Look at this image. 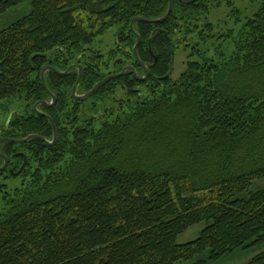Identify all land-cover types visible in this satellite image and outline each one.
<instances>
[{"label":"trees","instance_id":"16d2710c","mask_svg":"<svg viewBox=\"0 0 264 264\" xmlns=\"http://www.w3.org/2000/svg\"><path fill=\"white\" fill-rule=\"evenodd\" d=\"M173 1L163 23L134 24L148 78L124 72L80 101L72 94L80 64L77 94L125 64L146 74L130 23L163 17L170 0H0V15L31 3L0 30V114L21 106L0 138L51 142L44 114L58 130L54 144L0 143L9 157L0 264H207L250 246L263 250L246 264H264V0ZM112 27L114 45L85 59ZM167 36L174 58L186 53L175 78L165 77ZM51 94L54 104L41 103ZM19 152L28 162L13 176ZM199 223L193 241L178 242Z\"/></svg>","mask_w":264,"mask_h":264},{"label":"rangeland","instance_id":"374dc122","mask_svg":"<svg viewBox=\"0 0 264 264\" xmlns=\"http://www.w3.org/2000/svg\"><path fill=\"white\" fill-rule=\"evenodd\" d=\"M247 4V3H245ZM31 12V3L26 2L22 5L15 6L12 9L8 10L6 13L0 15V30L15 22L16 20L22 18L23 16L28 15ZM227 12V8L224 6L219 10H215L211 15V19L216 21L218 18L223 17ZM117 28L112 27L100 35L96 41L94 48L98 49L100 52L106 53L115 42V33ZM174 70L172 76L177 77L185 68L186 61V53L183 52L182 49H177L175 52L174 58ZM80 95V94H79ZM18 104V103H17ZM19 105V104H18ZM7 107L3 108L0 114V124H5L9 115L13 110H21V106H16L15 104L6 105ZM205 223H199L191 226L185 232L179 235L178 242L179 243H187L193 241L203 229ZM263 250V247L260 246H250L246 249L235 251L231 253L227 257L216 261L210 262L207 264H246L249 260H251L256 254Z\"/></svg>","mask_w":264,"mask_h":264},{"label":"water","instance_id":"95a60500","mask_svg":"<svg viewBox=\"0 0 264 264\" xmlns=\"http://www.w3.org/2000/svg\"><path fill=\"white\" fill-rule=\"evenodd\" d=\"M184 3H192V2H196L198 0H182ZM173 6H174V1L173 0H170V3H169V7H168V10H167V13L163 16V17H160V18H157V19H146L144 17H135L132 19L131 23H130V28L133 32H135L134 30V24L135 22L137 21H146V22H150V23H163L169 16H170V13L172 12V9H173ZM136 33V32H135ZM137 41H136V44L134 45V48H133V51H134V54H135V57H136V60L139 64H141L145 71H146V74L141 77V76H137L138 79L140 80H145L146 78H148L149 76V69L147 67V65L145 63H143L138 55H137V48H138V45L141 41V37L139 36V34H137ZM167 39L169 40V37L167 36ZM169 54H170V69L168 71V73L166 74L165 77H169L171 76L172 72H173V69H174V58H173V55H172V44L169 40ZM49 60L51 59V56L49 55L48 56ZM72 68V66H70L66 71L64 72H58L59 74L61 75H65L67 74V72ZM78 68H79V75H78V79H77V82L75 83L74 87H73V90H72V94H73V97L77 100H80V101H85L87 100L102 84H104L105 82H107L108 80L112 79V78H116L120 75H122L126 69H131V70H134L133 66H127L123 71L119 72V73H115V74H111V75H108L107 77H105L104 79L100 80L99 82H97L94 87L87 93L85 94H82V95H77L76 91H77V87H78V84L81 80V77H82V74H83V65H78ZM49 69H53V67L51 65H46L43 70H42V73H41V79H42V83L45 87V89L49 92V89L45 83V72ZM52 97H53V102L52 103H48L46 100H43L41 101V103H44V104H47L48 106L54 104L56 102V97L51 94ZM37 105L38 104H35V109H37ZM39 112V110H37ZM44 114V113H43ZM52 123L53 127H54V138L53 140L50 142L48 141L45 137L39 135V134H30L28 135L27 137L23 138V139H12V138H6V137H3V138H0V143L1 142H12V143H24V142H27L31 139H34V138H37V139H41V140H44L45 142L49 143V144H54L56 143L57 139H58V130L55 126V123H54V120L52 119L51 116L47 115V114H44ZM0 155L3 157L4 159V164L2 167H0V172L2 170H4L6 167H7V164L9 162V157L7 155H4L2 153H0ZM13 157H16V156H22L24 161L20 167V169L18 171H14L13 169H11V173L13 176H19L22 171L24 170V168L26 167L27 165V162H28V156L23 153V152H19V153H16L14 155H12Z\"/></svg>","mask_w":264,"mask_h":264},{"label":"flooded vegetation","instance_id":"af4514ba","mask_svg":"<svg viewBox=\"0 0 264 264\" xmlns=\"http://www.w3.org/2000/svg\"><path fill=\"white\" fill-rule=\"evenodd\" d=\"M134 48V47H133ZM134 52V51H133ZM173 52V51H172ZM97 53H99V54H101V52L98 50V49H96V48H94V49H89L86 53H83L82 55L84 56V58L85 59H87L88 58V55H90L91 57H94V58H98L97 57ZM135 55V54H134ZM136 58V57H135ZM174 58V57H173ZM120 58H117L116 59V62H117V60H119ZM137 61V60H136ZM138 63V62H137ZM139 64V63H138ZM174 64H175V61H174ZM139 65H141V64H139ZM127 66H132V65H129V64H125L123 67H122V70L121 71H123ZM133 68H134V70H131V69H126L125 70V72H128V71H131V72H133V76L136 78V79H138L137 78V76H136V74L138 75V76H141V77H143L144 75H141L140 74V68L139 67H137V66H133ZM120 71V72H121ZM173 73V72H172ZM138 80H140V79H138ZM80 95H82V94H80ZM23 163V162H22ZM8 165V164H7ZM8 168V167H7ZM5 170V169H4ZM9 170H10V165H9Z\"/></svg>","mask_w":264,"mask_h":264},{"label":"bare ground","instance_id":"6f19581e","mask_svg":"<svg viewBox=\"0 0 264 264\" xmlns=\"http://www.w3.org/2000/svg\"><path fill=\"white\" fill-rule=\"evenodd\" d=\"M174 70V69H173Z\"/></svg>","mask_w":264,"mask_h":264}]
</instances>
